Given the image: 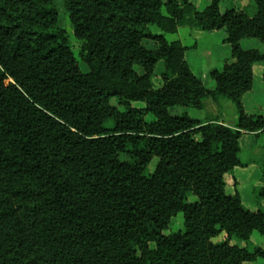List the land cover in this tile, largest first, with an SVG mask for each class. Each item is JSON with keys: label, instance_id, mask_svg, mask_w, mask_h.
<instances>
[{"label": "trees", "instance_id": "16d2710c", "mask_svg": "<svg viewBox=\"0 0 264 264\" xmlns=\"http://www.w3.org/2000/svg\"><path fill=\"white\" fill-rule=\"evenodd\" d=\"M241 1L63 0L73 48L55 0H0V264L264 258L251 242L264 210L244 207L233 175L242 132H264L242 103L256 65L264 82L246 44H264V0L221 11ZM185 25L224 32L220 70L197 77L167 41ZM208 99L231 101L236 125L189 115ZM178 213L185 230L169 233Z\"/></svg>", "mask_w": 264, "mask_h": 264}, {"label": "rangeland", "instance_id": "374dc122", "mask_svg": "<svg viewBox=\"0 0 264 264\" xmlns=\"http://www.w3.org/2000/svg\"><path fill=\"white\" fill-rule=\"evenodd\" d=\"M180 2L181 0H176ZM187 2L194 5L200 11L205 9L209 4V0H187ZM55 5L58 9V25L61 29L65 31L66 36L69 39L70 45L73 47L76 44V40L73 35V29L69 22L68 15L65 11L63 0H55ZM234 7L238 10L245 11L248 14H253L254 5L251 0H243L236 4H230L229 2H224L221 4L220 8L221 11H225L228 7ZM153 32H156V29L152 28ZM217 36V37H214ZM220 33L217 35L216 33L212 32H202L193 26H182L178 27L173 34H167L166 39L169 42L179 41L184 47H186V62L191 66L193 73L197 75H201L202 71L201 68H204L205 65H209L211 69L216 67L217 61L216 57L217 54V47L220 45ZM150 48L153 46L152 44H147ZM74 48V47H73ZM220 48V47H219ZM220 68H222V62L219 61ZM210 71V70H209ZM207 71V73L209 72ZM207 73L205 75H207ZM198 77V76H197ZM200 78H203L201 76ZM211 99L205 100L204 103L206 105L205 109L200 111L196 109H188V113L193 118H200V119H207V118H215L214 112L212 111V104ZM210 101V102H209ZM225 102H229L225 100ZM232 104V103H231ZM222 112L227 113V108L225 106L220 107ZM178 112H174L173 114H181L184 109L179 108ZM217 113V112H215ZM255 142L254 149L245 150L241 148V152L239 155L240 160L246 166L255 165L257 171L255 172L254 180L251 183H247L248 185L243 190V186L238 180L236 174V168L233 171V175L237 179L238 183V190L242 197L244 207L250 210H257L262 209L264 210V205L262 203L261 198V190L264 189V147H262V142L264 141V132L257 137ZM242 142V140H241ZM242 144V143H241ZM257 150V154L254 151ZM157 158L153 159L151 164L148 167L146 174H150L153 172L154 167L157 163ZM254 181H256L254 183ZM185 228L183 225V214L178 213L175 217L172 218L170 226H169V233H177V232H184ZM223 240V238L218 239L217 242ZM251 242L255 245L264 248V236L259 235L258 233H254L251 237ZM251 264H264V258H258L255 262Z\"/></svg>", "mask_w": 264, "mask_h": 264}, {"label": "crops", "instance_id": "0c3cea01", "mask_svg": "<svg viewBox=\"0 0 264 264\" xmlns=\"http://www.w3.org/2000/svg\"><path fill=\"white\" fill-rule=\"evenodd\" d=\"M212 33H216L217 35L220 33L221 37L220 39V45L217 47V57H216V61L217 64L219 65V53L224 51H227V49L223 46H221V42L222 40L225 38V34L224 32H212ZM217 37V36H214ZM247 46L249 47H255L257 48L261 53H264V44H257L255 42H249L246 43ZM220 47V48H219ZM214 67V69H218L220 70L221 68L219 66ZM191 67V66H190ZM202 71L201 75H197L198 77H205L207 71L212 70L211 67H209V65H205L204 68L200 69ZM262 68L259 65H256L254 67V88L253 90L244 95V97L242 98V103L246 109L247 112H250L252 109L254 110L255 108L260 109L262 111H264V82L262 80ZM211 101V100H210ZM209 101V102H210ZM229 101V100H228ZM211 103H213L212 106V111L214 112L215 118H207V119H218L220 124H223L225 126L228 127H234L236 125L237 122V113L235 110V106L234 104L229 101V102H225V100L221 101L219 104L214 103L213 101H211ZM232 103V104H231ZM221 106H225L227 108V113L220 111L221 110ZM206 107V105H205ZM217 112V113H215ZM263 132L260 133H245L242 132L243 136H242V144H241V148L242 150H251L256 148L255 147V142H256V138L259 137L260 134H262ZM262 147H264V141L262 142ZM257 150L254 151L255 154H257ZM241 161V160H240ZM241 166L236 168V174L238 177L239 182L241 183V185L243 186V190H245V187L248 185L247 183H251L253 182L254 178V174L257 171V168L255 165H251V166H246L242 163L241 161ZM238 182V183H239ZM256 181H254L255 183Z\"/></svg>", "mask_w": 264, "mask_h": 264}]
</instances>
